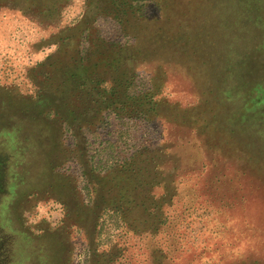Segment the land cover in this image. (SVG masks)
Segmentation results:
<instances>
[{"label":"rangeland","instance_id":"1","mask_svg":"<svg viewBox=\"0 0 264 264\" xmlns=\"http://www.w3.org/2000/svg\"><path fill=\"white\" fill-rule=\"evenodd\" d=\"M167 1L165 9L156 0L137 4L148 34L175 26L176 60H149L154 43L121 34L109 18L95 26L108 47L119 43L133 46V56L145 54L147 60L129 62L136 86L162 82L163 115H175L176 126L163 128V117L123 124L104 115L82 134L58 133L53 148L55 129L48 134L45 124L28 121L31 110L37 113L29 105L45 89L37 83H45V63L56 52L53 35L95 7L87 9L88 0L54 7L47 0L40 7L33 0H0V264L147 263V237L108 224L96 237L106 196L96 192L90 156L101 168L114 158V147L139 156L143 173L156 181V200L171 195L159 204L161 219L176 224L164 228V246L175 250V241L166 239L177 230L192 264H264V0ZM186 36L192 40L187 51ZM82 48L89 51L87 43ZM237 172L245 201L199 200L217 174Z\"/></svg>","mask_w":264,"mask_h":264},{"label":"trees","instance_id":"2","mask_svg":"<svg viewBox=\"0 0 264 264\" xmlns=\"http://www.w3.org/2000/svg\"><path fill=\"white\" fill-rule=\"evenodd\" d=\"M47 1L52 2L54 7L58 4L60 6V2L65 0ZM156 1L162 9H165L169 2ZM43 2L44 0H33L32 5L40 7L43 6ZM91 5H94V11L89 9L75 26L53 35L50 43L55 44L57 49L49 62L45 63L47 77L45 83L43 80L37 83L45 89L42 88L37 99L29 105L37 113L31 110L29 113L31 115L27 116L28 121H33L32 124L40 122L43 127L45 124L48 134L53 135L51 128L55 129L54 139L51 140L53 148L58 133L61 136L65 129L73 128L78 134H82V131L101 122L104 115L108 118L114 114L123 124L137 119L153 124V121L163 117V128L167 130L171 126H176L175 115H163L166 110L161 106L163 101L159 99L162 82L155 78L151 79L146 89H139L136 86L137 72L135 66L130 65L147 60L143 57L145 54L138 53L143 58L133 56V46L119 43H112L111 47H108L106 40L98 34L95 24L99 18H109L117 23L121 34L134 41L141 42L147 38L148 44L154 43L153 47L147 48V58L159 61L167 58L176 60L178 47L175 26L148 34L145 27L146 18L137 0H88L87 9ZM166 14L168 13L165 12ZM178 38L184 37L180 35ZM203 39L206 40L204 36L201 40ZM184 41L183 47L187 51V48L192 46L190 44L192 40L186 36ZM84 43L88 44V52L82 48ZM77 121L83 123L77 125ZM26 128L25 123L18 126L22 138H25ZM86 148L88 149V144ZM113 151L114 158L106 165L101 164V168L95 166L90 156L89 167L99 177L98 179L95 177L94 180L96 192L106 196L105 206L97 223L96 237H101L105 230H109L108 224L110 229L147 237L149 256L146 264H192L193 253L182 247L183 240L177 230L174 236L166 239L168 245L169 242L175 241L174 251L170 249L171 245L164 246L162 241L164 228L173 230L176 227V224L166 216L164 220L161 219L162 203H167V200L172 198L171 195L166 194V197L161 199L162 203L161 200H156L152 193L156 181L152 175L146 176L143 173L140 168L143 162L139 156L119 152L115 147ZM246 159L248 162L256 160L252 155H247ZM144 168L150 170L149 166ZM240 176L241 173L238 172L230 177L225 173L217 174L212 183L208 182V185L203 187V192L198 195L199 200L245 201L248 191L236 184ZM228 180L230 184H223ZM151 206H154L152 211Z\"/></svg>","mask_w":264,"mask_h":264}]
</instances>
